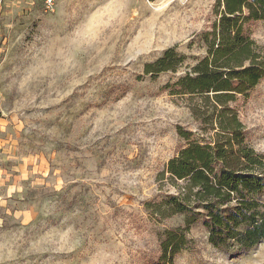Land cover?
Here are the masks:
<instances>
[{
    "label": "rangeland",
    "instance_id": "obj_1",
    "mask_svg": "<svg viewBox=\"0 0 264 264\" xmlns=\"http://www.w3.org/2000/svg\"><path fill=\"white\" fill-rule=\"evenodd\" d=\"M219 0H7L0 17V264H264L201 222L164 218L180 130L205 134L171 86L207 56ZM264 50V20L246 25ZM176 71L145 74L170 49ZM194 104V103H193ZM230 106L264 153V79ZM208 136H212V133ZM180 251L164 258V244ZM173 255V256H172ZM173 257V259H169Z\"/></svg>",
    "mask_w": 264,
    "mask_h": 264
},
{
    "label": "trees",
    "instance_id": "obj_2",
    "mask_svg": "<svg viewBox=\"0 0 264 264\" xmlns=\"http://www.w3.org/2000/svg\"><path fill=\"white\" fill-rule=\"evenodd\" d=\"M219 7L221 17L202 35L207 56L170 87L172 95L188 96L205 137L180 130L187 143L166 171L177 195L167 196L159 213L186 215L188 226L201 222L210 244L236 257L264 242V153L245 144L243 125L230 106L264 79V50L246 30L264 20V0H219ZM183 61L170 48L147 63L144 73L174 72ZM172 235L163 246L166 259ZM172 247V254L180 251L179 243Z\"/></svg>",
    "mask_w": 264,
    "mask_h": 264
},
{
    "label": "built area",
    "instance_id": "obj_3",
    "mask_svg": "<svg viewBox=\"0 0 264 264\" xmlns=\"http://www.w3.org/2000/svg\"><path fill=\"white\" fill-rule=\"evenodd\" d=\"M44 4V6L49 9V10H53L57 0H41ZM7 0H0V17L3 14V9L6 5Z\"/></svg>",
    "mask_w": 264,
    "mask_h": 264
}]
</instances>
